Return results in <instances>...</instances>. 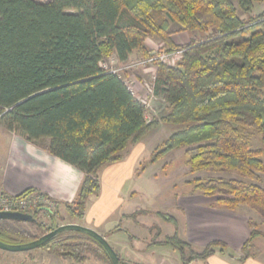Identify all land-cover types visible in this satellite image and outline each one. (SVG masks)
I'll list each match as a JSON object with an SVG mask.
<instances>
[{
    "label": "trees",
    "instance_id": "16d2710c",
    "mask_svg": "<svg viewBox=\"0 0 264 264\" xmlns=\"http://www.w3.org/2000/svg\"><path fill=\"white\" fill-rule=\"evenodd\" d=\"M256 4L264 0H0V123L83 172L76 199L63 204L71 219L84 220L89 198L100 195L103 168L122 162L160 123L184 129L155 150L151 164L183 149L191 173L237 177L190 181L194 193L218 198L212 208L247 207L264 218V12L253 16ZM182 32L200 35L178 45L173 36ZM148 39L164 47L152 51ZM176 51L182 57L175 66L155 63L153 93L167 108L151 121L123 78L101 65L113 55L126 62L134 52L149 59ZM253 132L260 150L251 147ZM35 193L57 206L50 226L33 214L45 235L59 227L53 220L61 205ZM11 223L20 222L0 220V241L37 239ZM248 227L242 263L256 258L254 241L264 236L252 218ZM154 245L177 250L183 264L218 253L235 258L224 241L198 253L177 233ZM41 248L77 263L89 253L111 263L96 240L78 232Z\"/></svg>",
    "mask_w": 264,
    "mask_h": 264
},
{
    "label": "rangeland",
    "instance_id": "374dc122",
    "mask_svg": "<svg viewBox=\"0 0 264 264\" xmlns=\"http://www.w3.org/2000/svg\"><path fill=\"white\" fill-rule=\"evenodd\" d=\"M46 0H38L44 2ZM264 12V4H256L252 15L257 16ZM243 16V14L241 13ZM246 15V14H245ZM178 26L175 25V29ZM200 32H182L176 34L175 41L178 45L188 44L197 39ZM153 41H157L154 40ZM158 42V41H157ZM152 42H150V46ZM164 46V45H163ZM153 50V49H152ZM158 50V49H157ZM156 51V50H155ZM173 53H177L173 52ZM173 53H167L171 55ZM135 56L126 62H118L116 56H112L102 62V67L114 71L123 78L125 83L133 91L134 82L140 81L145 87L143 105L146 107V120L160 119L166 114V102L156 97L153 93V85L156 76L157 65L144 63L149 59H143L140 52H135ZM154 56V54H153ZM152 56V57H153ZM182 56L176 55L172 61L164 64L175 66ZM174 60V61H173ZM139 83V82H138ZM146 84V85H145ZM184 129V126L160 123L156 126L140 143L132 144L125 152L126 163L135 166L131 177L126 174L124 181L119 183L120 195L117 200L108 207L106 215L95 217V220H104L102 227L94 229L102 235L111 247L118 254L120 259L135 264H183L180 253L171 247L155 246L156 242L164 241L167 236L179 237L190 243L194 251L200 253L205 242L195 240V233L190 230V215L194 214L191 208L183 207L179 202L187 197L199 195L194 193V187L188 184L193 180H207L210 178H237L234 175L211 172L191 173L187 166V157L183 149H176L169 152L164 158L155 164L150 163L152 154L161 147L172 135ZM251 147L254 150L262 149L261 136L253 132ZM138 174H141L138 176ZM261 186L264 187V174L261 176ZM99 197V196H96ZM183 197L181 200L180 198ZM218 198H202L206 206L217 203ZM99 203L100 198H94ZM104 201V200H103ZM103 201L101 203L103 204ZM100 203V205H101ZM92 204V205H93ZM114 213H112L113 208ZM93 208V206H91ZM221 208V207H217ZM226 210V209H225ZM55 212V210H53ZM237 212V211H236ZM238 213H243L248 218H252L258 225V230L264 234V218L257 212L247 207H242ZM60 215L53 220L54 224L62 226L66 224L82 225L85 222L71 219L65 208H60ZM242 214V215H243ZM243 215V216H244ZM164 216L174 218L175 222L165 220ZM46 226H50L52 220L50 215H38ZM14 228L25 230L34 237H41L42 232L33 223H11ZM89 228V227H88ZM221 235H215V238ZM226 238V237H223ZM228 237L226 239H229ZM191 240V242L189 241ZM7 244H24L31 242L29 237L21 239H6ZM194 242V243H193ZM229 253L238 258L225 256L229 264H245L238 260L242 255L241 243L238 240L226 241ZM243 244V243H242ZM208 245V244H207ZM241 245V246H240ZM228 252V251H227ZM252 254L255 259L248 264H264V236L258 237L254 241ZM218 259H222L221 254H217ZM0 264H111L108 260L98 258L92 253L87 254L84 263H77L71 258H62L50 254L42 248L25 252H8L0 250ZM191 264H208L206 261L197 260Z\"/></svg>",
    "mask_w": 264,
    "mask_h": 264
},
{
    "label": "crops",
    "instance_id": "0c3cea01",
    "mask_svg": "<svg viewBox=\"0 0 264 264\" xmlns=\"http://www.w3.org/2000/svg\"><path fill=\"white\" fill-rule=\"evenodd\" d=\"M48 1L50 0L44 2ZM175 37L176 35L173 36L174 41ZM150 42H152L151 46ZM146 45L150 50L153 49L152 51L164 47L163 43L153 41V39H148ZM135 55L134 52L129 59ZM114 58L119 62L117 57ZM134 86L133 94L140 102L144 103L141 98L145 95V86L140 81H135ZM124 156L122 162L109 165L101 171V193L99 197L91 196L89 198L86 216L82 220L85 222L83 226L91 229L102 227L104 220L101 219L99 222L94 218L96 216L103 218V215H106L104 218H107L108 207L120 195L119 183L124 181L126 174L131 177L133 169H135V166L126 163V155L124 154ZM140 175L138 174V176ZM83 177V172L76 167L47 153L37 144L9 131L0 123V194L17 197L28 190H34L48 195L52 200L60 203V208H64L63 204L72 203L76 199ZM94 198L104 200L103 204L101 201L93 204ZM202 198H204L202 195H190L181 203L179 202L181 206L191 208L194 211L190 218L188 216L190 230L195 233L196 237L194 242L202 239L201 241H206L205 244L207 245L216 240L225 243L229 240H238L243 245L250 234L248 217L243 213L239 214L238 211L232 212L223 208L206 206ZM112 208V213H114L115 207ZM218 234L221 236L215 238V235ZM189 241L191 242L190 239ZM221 257L222 259H218L216 254L207 259L206 262L208 264H229L224 260L225 256ZM250 262L254 263V261L248 260L245 264Z\"/></svg>",
    "mask_w": 264,
    "mask_h": 264
},
{
    "label": "water",
    "instance_id": "95a60500",
    "mask_svg": "<svg viewBox=\"0 0 264 264\" xmlns=\"http://www.w3.org/2000/svg\"><path fill=\"white\" fill-rule=\"evenodd\" d=\"M0 220L13 221V222H23V223H35L37 220L33 217V215L28 213L21 212H0ZM66 232H78L96 240L107 252L112 264H121L120 258L115 250L111 247V245L107 242V240L97 233L95 230L78 225V224H66L59 226L53 231L24 244H7L0 241V250L8 251V252H25L31 251L35 249H39L48 243L53 238L57 237L60 234Z\"/></svg>",
    "mask_w": 264,
    "mask_h": 264
},
{
    "label": "built area",
    "instance_id": "2783aa9c",
    "mask_svg": "<svg viewBox=\"0 0 264 264\" xmlns=\"http://www.w3.org/2000/svg\"><path fill=\"white\" fill-rule=\"evenodd\" d=\"M176 55L182 56V51L167 54H155L148 61L144 63L155 64L156 62L165 63L172 61ZM174 61V60H173ZM106 70H108L106 68ZM111 71V70H109ZM115 73L114 71H111ZM130 88V87H129ZM133 92V91H132ZM57 208L56 204L52 201L42 197L38 193H27L23 196H10L7 194H0V212H21L28 214L49 215Z\"/></svg>",
    "mask_w": 264,
    "mask_h": 264
},
{
    "label": "bare ground",
    "instance_id": "6f19581e",
    "mask_svg": "<svg viewBox=\"0 0 264 264\" xmlns=\"http://www.w3.org/2000/svg\"><path fill=\"white\" fill-rule=\"evenodd\" d=\"M163 54H167V53L163 52Z\"/></svg>",
    "mask_w": 264,
    "mask_h": 264
}]
</instances>
